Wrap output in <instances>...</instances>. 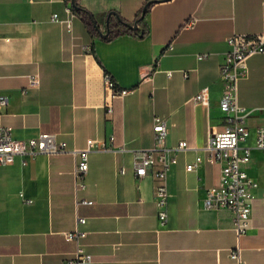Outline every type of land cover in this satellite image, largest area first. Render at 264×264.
<instances>
[{
  "label": "crops",
  "instance_id": "obj_1",
  "mask_svg": "<svg viewBox=\"0 0 264 264\" xmlns=\"http://www.w3.org/2000/svg\"><path fill=\"white\" fill-rule=\"evenodd\" d=\"M146 1L75 0L99 24L94 36L77 14L71 33L52 20L55 14L67 20L72 0H0V95L9 99L2 125L16 140L54 134L68 150L0 167V264H67L75 245L62 235L75 230L79 218L87 221L79 228L87 233L93 264H235L230 251L237 248L246 264H264L262 154L253 150L247 168L259 188L251 228L241 237L231 211L204 207L222 166L204 162L186 171L198 156L207 158L210 137L234 116L220 109V66L229 38L264 33V0H153L143 38L101 36L118 17L134 25ZM201 55L207 58L198 61ZM105 74L130 91L111 101L112 114L105 107ZM31 75L39 76V88L29 86ZM204 88L208 108L193 101ZM238 102L251 134L242 147L253 148L257 129L264 128V54L248 60ZM155 117L168 124L167 148L189 145L167 174L166 225L154 195L160 163L144 179L133 167L134 151L156 146ZM111 137L115 150L89 154L87 188L77 192L73 152Z\"/></svg>",
  "mask_w": 264,
  "mask_h": 264
},
{
  "label": "built area",
  "instance_id": "obj_2",
  "mask_svg": "<svg viewBox=\"0 0 264 264\" xmlns=\"http://www.w3.org/2000/svg\"><path fill=\"white\" fill-rule=\"evenodd\" d=\"M69 18L60 20L57 14L52 20L63 23L69 33L72 32V20L76 14L72 11V4L67 7ZM191 21L189 26H194ZM229 51L220 66V79L223 84V95L220 101V109L229 117L224 129L210 137L205 151L207 158L198 156L194 163L186 166L187 172L195 171L204 162L220 164L222 166L221 179L217 186L207 191L204 199V207L207 210H228L234 215V230L238 237L245 235L251 228L253 203L259 188V182L251 177L247 168L252 161V151H259L264 157V128L257 129L255 146L242 147L250 138V130L240 114L244 111L238 102L239 82L247 71V62L255 55L264 54V33L257 35H235L227 40ZM168 51L173 50L171 44ZM207 58L206 55L198 56V61ZM171 76V73H169ZM185 77L187 75L185 74ZM31 88L40 87L38 75L29 76ZM104 88L109 99L106 102L108 114L113 113L111 101L127 96L130 91L120 88L113 77L105 74ZM194 103L205 108L210 106V91L202 89L193 99ZM9 99L0 95V167L12 166L16 159L20 158L23 165H27L39 155H54L67 153L65 143L58 141L54 134H41L37 138L29 140H16L10 130L2 125L3 111L8 106ZM153 132L156 146L149 150L134 151V172L137 178L144 179L149 176L157 162L161 168L153 172V176L161 183L155 187V203L159 210V220L163 225L168 222V189L166 186L167 174L171 166L177 163L176 155L180 151L188 150L189 145L182 141L173 149L166 147V139L169 134L168 124L165 119L154 118ZM114 138L108 143H98L93 140L87 142L86 149L73 152L77 155V163L74 170L76 191L83 192L87 188L86 177L89 171V154L95 151H113ZM125 151L124 147L118 149ZM84 205H92V202L81 201ZM86 219L79 218L77 227L71 232L63 233V238L68 243L75 245L73 258L67 264H93L94 260L84 245L87 233L80 230V226L86 224ZM230 259L235 264H246L239 248L230 251Z\"/></svg>",
  "mask_w": 264,
  "mask_h": 264
},
{
  "label": "trees",
  "instance_id": "obj_3",
  "mask_svg": "<svg viewBox=\"0 0 264 264\" xmlns=\"http://www.w3.org/2000/svg\"><path fill=\"white\" fill-rule=\"evenodd\" d=\"M155 3L156 1L153 0L146 1V3L143 6V9L141 10L140 14L138 15L135 21V24L138 23L139 25V28L137 30H132L131 28H129L127 25L129 23L124 22L119 17L115 24L111 22L110 35L106 38V40H112L115 37H118L123 34H131L141 38L147 35L148 27L144 22V17ZM72 11L80 17V19L82 20V22L88 28L89 32L92 35L94 36L99 35L100 32L99 24L88 10L81 7L79 4L75 3V5H72ZM143 15L144 17L142 18Z\"/></svg>",
  "mask_w": 264,
  "mask_h": 264
},
{
  "label": "water",
  "instance_id": "obj_4",
  "mask_svg": "<svg viewBox=\"0 0 264 264\" xmlns=\"http://www.w3.org/2000/svg\"><path fill=\"white\" fill-rule=\"evenodd\" d=\"M72 5H75V0H72ZM144 17V15L142 16V18ZM129 28H131L132 30H137L138 29V23L131 25V24H127ZM110 32L107 31V33L105 35L101 34V36L103 38H107L109 36Z\"/></svg>",
  "mask_w": 264,
  "mask_h": 264
}]
</instances>
